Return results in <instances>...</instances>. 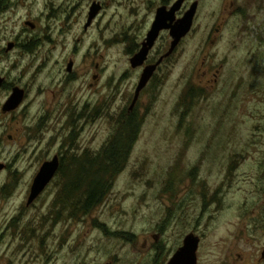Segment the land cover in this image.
Instances as JSON below:
<instances>
[{"label":"rangeland","instance_id":"obj_1","mask_svg":"<svg viewBox=\"0 0 264 264\" xmlns=\"http://www.w3.org/2000/svg\"><path fill=\"white\" fill-rule=\"evenodd\" d=\"M195 2L191 34L139 101L140 134L105 202L23 244L4 230L28 184L56 155L99 153L115 135L141 77L132 44L171 5L0 0V162L13 167L0 174V192L15 173L20 183L16 199L0 194V264H166L190 233L201 237L198 264H264V94L255 93L264 88V0H187L177 17ZM94 4L101 12L86 29ZM170 44L163 33L157 52ZM15 87L26 99L3 114ZM189 87L200 93L194 102ZM56 189L23 225L34 216L42 225Z\"/></svg>","mask_w":264,"mask_h":264},{"label":"water","instance_id":"obj_2","mask_svg":"<svg viewBox=\"0 0 264 264\" xmlns=\"http://www.w3.org/2000/svg\"><path fill=\"white\" fill-rule=\"evenodd\" d=\"M187 0H177L170 8L163 6L156 12L155 20L152 28L147 34V38L143 43L140 51L130 59V65L133 69L141 68L148 60L150 52L154 49L161 34L169 32L171 37V44L169 50L160 58L157 64L145 68L139 84L136 89V94L133 102V107L139 100L141 92L147 87L157 68L162 63L170 58L180 47L182 42L191 34L195 19L199 9V3L195 2L189 11L185 13L182 18H178V13L181 12ZM101 12V6L94 4L90 10L86 29H88L94 20ZM27 26L35 29V25L31 22L26 23ZM15 44L10 43L7 51L10 52L14 49ZM69 72L72 70V64L68 67ZM4 85V79L0 77V89ZM25 99V91L15 87L9 99L2 108L3 114L15 112L20 108ZM132 107V108H133ZM61 165L60 158L55 156L52 160L43 164L37 178L32 187V194L29 199V204L34 202L40 194L47 188L49 183L54 179ZM5 164L0 162V171H3ZM201 244V238L194 233L185 237L183 246L179 248L175 254L170 258L168 264H198V252ZM262 259L264 260V251L262 252Z\"/></svg>","mask_w":264,"mask_h":264},{"label":"trees","instance_id":"obj_3","mask_svg":"<svg viewBox=\"0 0 264 264\" xmlns=\"http://www.w3.org/2000/svg\"><path fill=\"white\" fill-rule=\"evenodd\" d=\"M34 44L26 47L27 51L32 50ZM131 48V54L138 50L135 45ZM188 96L189 92L186 98ZM141 128L142 121L141 123L138 121L134 112L119 121L115 135L99 153L84 151L82 154L64 156L61 160L60 177L68 185L62 188L64 194L60 198L65 200L67 197L70 208L77 209L82 205L85 217L100 207L113 188L118 175L125 170Z\"/></svg>","mask_w":264,"mask_h":264},{"label":"flooded vegetation","instance_id":"obj_4","mask_svg":"<svg viewBox=\"0 0 264 264\" xmlns=\"http://www.w3.org/2000/svg\"><path fill=\"white\" fill-rule=\"evenodd\" d=\"M169 1H170V4L169 5L172 6L173 3L171 4V2L173 0H169ZM164 6H166V5H164ZM166 7L170 8L169 6H166ZM159 8H161V6ZM159 8H157V10ZM163 33H165V32H163ZM163 33L161 34V37L159 38L158 42L162 38ZM146 38H147V35L143 38V40L141 41V44L140 45L138 43H136V44H138V45H136V48L138 47V50L135 53L131 54V58L134 57L140 51V49L142 48L143 43L145 42ZM158 42H157V44H158ZM157 44L155 45L154 49L150 52L149 57H148V60L146 61V63L144 64V66H142L141 68H137V69H133L132 68L133 70H141V76H142L145 68H147L148 66H152V65L157 64V62L160 60V58L165 54L164 53V54L161 55L160 51L157 52ZM133 45H134V43L132 44V46ZM174 54L170 58L166 59L162 63V65L157 68V71L153 75V77L150 80L149 84L141 92L138 102L133 107L132 105H133L134 98H135V94H136V89H137V87H136L135 92H134V95H133V97L131 99V102H130L131 104H130L129 109H128L129 115H132L136 111L137 106L139 104V101L141 100V97L144 95V93L146 92V90L157 80V78L159 77L160 72H163L166 67L172 65L171 59L174 56ZM259 57H262V56L259 55ZM70 64H72V70H71V72H69V70H67V71L70 74L69 80L73 81V80L76 79L75 77H73L71 75L73 73V70H74V62L71 61L69 63V65ZM69 65H68V67H69ZM261 72H262L261 75L264 76V69H260V73ZM261 79L263 80V78H261ZM3 88L4 89L6 88L5 80H4V85H3L2 89ZM255 88L257 89V87H255ZM13 89H12V91H13ZM256 91L257 92H255V93H262V94H264V88L260 89L259 91L258 90H256ZM188 92H189L188 98L191 100V102H194V100L197 99L196 96H198V94H200L198 92H195V88L194 87H189L188 88ZM25 99H26V91H25ZM56 156H58L60 158V161L63 158L61 155H56ZM5 166L6 167L4 168V170L3 171H0V174L6 173V172L11 173V171L13 169L12 165H6L5 164ZM42 166H41V168H42ZM41 168L36 173V175H34L32 182L28 184L29 186L27 188L26 193L24 194V202L19 207V210H18L17 214L14 215L12 218H10L6 222V227H5V230H4V232H5L4 233V236L8 233V234H10V237H12L13 239L18 238L20 241L22 240L21 243H23V244H27L28 242H31L32 239H34V240L36 239V233L38 231V228L41 229L42 227H45V228L52 227L55 222L63 221V220H68V221H71V222H81V221H84V219H85L84 208H83L82 205H79L80 207L77 208V209L70 208L69 207V204H68V202H69L68 198L66 197L65 200L60 198V196L64 194V192H62V188L64 186L68 185L67 183H64V182L61 183V184H56L57 183V180L60 178V172H61V169H62L61 165H60V168H59L57 174L55 175L54 179L49 183V185L47 186V188L40 194V196L34 202H32L31 204H29V199H30L31 194H32V187L34 185V181L37 178V176H38ZM16 175H17V173H15V175H14V181L13 180H8V182H6L1 187V192H0L1 199H3V200H12V199H16L17 198V196L19 194L18 191H19V188H20V183L17 181ZM53 185H56L57 189H56V192L54 194V199H53L52 203L50 204L48 213L43 217V220H42L43 223H42V225L41 226H38L37 224L34 223V222H36V216L32 217L28 224L23 225L24 224V219H25L26 215L27 214H30L33 210H35L37 208V203L45 195H47L49 193L50 188ZM81 194L83 196V191H81ZM61 202H64V204H60ZM188 235H186V236H188ZM185 237H184V239H185ZM184 239H183L182 244L174 251V253L172 254V256L175 254V252L179 248H181L183 246ZM22 248L25 249V248H27V246H25V247H18V250H20ZM156 248L158 250V247H156ZM170 258H169V260H170ZM169 260L167 261L166 264H168ZM108 264H113V263H108Z\"/></svg>","mask_w":264,"mask_h":264}]
</instances>
